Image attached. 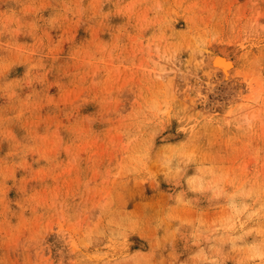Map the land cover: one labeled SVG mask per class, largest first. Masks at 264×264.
<instances>
[{
  "label": "rangeland",
  "instance_id": "rangeland-1",
  "mask_svg": "<svg viewBox=\"0 0 264 264\" xmlns=\"http://www.w3.org/2000/svg\"><path fill=\"white\" fill-rule=\"evenodd\" d=\"M0 264H264V0H0Z\"/></svg>",
  "mask_w": 264,
  "mask_h": 264
},
{
  "label": "bare ground",
  "instance_id": "bare-ground-1",
  "mask_svg": "<svg viewBox=\"0 0 264 264\" xmlns=\"http://www.w3.org/2000/svg\"><path fill=\"white\" fill-rule=\"evenodd\" d=\"M218 59H219V58H218ZM216 62H219V61L217 60ZM220 62H222V63H224V64H226V65H229V68H230V64L227 63L226 61H224L223 59H221ZM220 62H219V63H220ZM225 67H226V66H225ZM229 68H228V69H229ZM221 70H222V69H221ZM222 71H223V70H222ZM224 72H225V71H224Z\"/></svg>",
  "mask_w": 264,
  "mask_h": 264
}]
</instances>
